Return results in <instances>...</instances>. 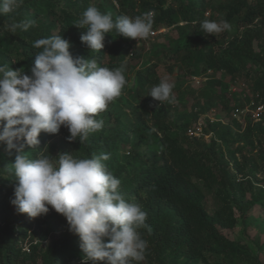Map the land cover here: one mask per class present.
Listing matches in <instances>:
<instances>
[{
    "label": "trees",
    "instance_id": "1",
    "mask_svg": "<svg viewBox=\"0 0 264 264\" xmlns=\"http://www.w3.org/2000/svg\"><path fill=\"white\" fill-rule=\"evenodd\" d=\"M112 1L117 3L120 12L130 17L151 12L152 32L173 29L178 34L169 40L166 49L152 54L145 68L135 71L137 86L131 92L135 99L143 96L148 87L158 85L164 72L171 75L175 68L179 74L192 77L207 71L223 72L251 82L254 106L263 108L260 122L253 124L249 120L241 133L238 130L233 133L231 126L204 118L203 133L211 136L205 144L203 137L186 135V130L206 111L198 103L177 124L167 119L163 108L159 113L151 109L142 112L150 125L134 108L131 113L136 122H131L119 109L106 110V114L98 117L104 120L103 129L91 133L82 144L78 140L69 141L70 133L62 126L57 134L41 132L36 149L25 146L24 151L34 157L37 150L47 148L51 155L59 146L62 153L78 158L107 153L110 158L104 163L121 180L124 198L139 204L147 213L150 231L141 230L149 245L143 264H178L183 257L207 264H253L248 248L220 235L216 224H231L235 219L233 209L245 219L252 206L264 207V192L254 193L253 184L247 178L248 173L258 170L257 157L252 156L250 160L237 156L247 145L253 147L256 143L264 148L260 138H264V0H228L221 11L223 21L231 28L214 35L204 33L201 28V22L208 19L204 12L214 0ZM88 7L89 0H23L16 11L0 15V65L13 70L21 68L30 74L35 55L41 51L33 47L34 42L53 35H61L71 42L70 52L74 57L90 59L92 56L101 66L110 69L126 65L127 60L140 59L137 48L132 57L128 56L136 46L135 40L118 36L115 31L106 34L101 51L90 53L80 40L86 29L73 25ZM96 7L116 19L112 14L116 10L114 5ZM25 20H35L36 24L26 31L13 30V25ZM163 57L171 62L167 67L160 66ZM218 84L207 81L210 89ZM200 97L207 103L213 100L212 92H204ZM222 108L224 112L228 109L226 104ZM110 120L115 126L106 127ZM234 125L239 128L235 122ZM130 132L144 145L148 155L132 157L122 164L117 154L129 143ZM217 142L225 144L227 151H222ZM14 159L15 154L0 152V264H84L79 237L69 231L61 214L49 211L42 215L38 227L42 229L41 243L47 241L43 247L33 243L32 236L27 234L30 227L22 219L9 222L11 213L5 206V198L15 187L11 169ZM195 183H200L207 192L216 191L222 204L214 219L207 216ZM248 192L251 200L244 202Z\"/></svg>",
    "mask_w": 264,
    "mask_h": 264
},
{
    "label": "clouds",
    "instance_id": "2",
    "mask_svg": "<svg viewBox=\"0 0 264 264\" xmlns=\"http://www.w3.org/2000/svg\"><path fill=\"white\" fill-rule=\"evenodd\" d=\"M22 4L23 0H0V15ZM35 24L25 20L12 28L26 31ZM153 24L151 12L114 20L110 13L89 6L73 25L86 29L80 40L91 53L101 51L106 34L113 31L124 38L147 39ZM201 28L214 35L230 30L231 25L205 19ZM33 47L41 51L30 74L0 65V144L8 155L15 154L11 204L29 218L47 215L50 208L61 214L69 231L79 237L84 264H143L149 245L141 230L150 231L147 213L139 204L126 201L121 180L104 163L110 158L107 153L90 158L68 153L52 157L44 148L33 157L24 151L25 146L36 149L41 132L57 134L62 126L70 133L68 140L80 144L101 131L104 120L99 114L127 84L124 67L110 69L95 57H74L71 42L61 35L39 39ZM174 87L165 78L148 95L159 103H174Z\"/></svg>",
    "mask_w": 264,
    "mask_h": 264
},
{
    "label": "rangeland",
    "instance_id": "3",
    "mask_svg": "<svg viewBox=\"0 0 264 264\" xmlns=\"http://www.w3.org/2000/svg\"><path fill=\"white\" fill-rule=\"evenodd\" d=\"M250 1V0H249ZM228 0H214L210 3V6L204 12V17L209 20L216 21L218 23L223 21V11H221V7L226 4ZM99 4H103L108 6L109 4L114 5L115 11L112 13L113 17L117 18L120 15H124L118 9V5L115 1L112 0H89V6H98ZM181 26H184L181 24ZM55 32V31H53ZM264 33V27H263ZM178 34L173 29H161L157 32H154V35H150L147 39H141L138 42V45L132 49L134 53L135 49L138 53H140V59L138 60H127L126 65H124V75L127 79V84L122 91V94L116 98L113 102H111L108 106L107 110L115 111L117 109L124 112L129 116L131 122L135 121V116L131 113V109L134 108L137 113L142 115V112L145 109L154 110L155 113H159V110L163 108L166 110V117L168 120L175 122L176 124L180 122V117L183 115L189 114L197 103L203 107L206 111L203 113L202 118H198L201 121V126H203L204 118L212 120V122H221L224 125L231 126V130L233 133H236L237 130L239 133L242 132L243 128L246 125V122L249 120L252 121L253 124L260 122L259 115L262 113V109H258L261 106H254L253 100L255 99V95L252 91L251 82L247 81L242 76H237L232 78L223 72L213 73L212 71H207L205 74L199 77L185 76L181 75L177 72V68L174 69L171 75H167L164 72L162 79L167 78L169 82L175 85L173 89V95L175 96L174 103L162 102L154 100L149 94L152 87H148L144 92L143 96L140 98H134L131 92L136 88V83L134 81V73L136 70L141 68H145V64H147L152 56V54L156 51L166 49L169 45V40L177 38ZM262 43L264 44V35L262 39ZM162 47V48H159ZM130 53V51H129ZM128 53V56H129ZM130 58V57H129ZM171 62L163 57L160 61L161 67H167ZM217 81L220 84L216 85L212 89L207 85V81ZM204 92H212L213 100L211 103H207L203 97H200ZM223 104H226L228 109L223 111ZM241 106V107H239ZM196 108V107H195ZM241 108V109H240ZM238 109L239 113L234 115L232 112ZM258 109V110H257ZM106 111L99 114V117L106 114ZM143 120L147 122V124H151L148 119L143 117ZM197 120V121H198ZM196 121V122H197ZM195 122V123H196ZM234 122L239 126V128L235 127ZM194 123V124H195ZM114 121L110 120L106 127H113ZM193 126V125H191ZM190 126V127H191ZM205 126V123H204ZM129 143L121 149L117 158L118 161L122 164H126L129 159L132 157H138V155L143 158L147 157V153L145 151L144 145L140 144L130 132ZM211 136L206 134V137L203 139L204 143L207 144L209 138ZM217 138V136H215ZM261 138L262 145L264 144V138ZM230 141V140H227ZM241 141V140H240ZM217 144L224 150L227 151V147L225 144L217 142ZM235 148V147H234ZM5 151V146L2 145L0 148V152L3 153ZM61 149L59 146L55 147L54 151L51 153L52 157H56L61 154ZM239 159L242 156L251 160L252 156L257 157L258 161V170L256 172L248 173V179L251 180L253 184L252 191L254 193H259L260 190L264 192V148L259 144H254V146L249 147L244 146L240 154L237 155ZM57 158H54L57 160ZM247 174V171L245 172ZM240 176H238L239 178ZM196 190L203 197L204 208L209 218L214 219L215 212L221 206L220 199L216 196V191L213 190L211 192H207L200 183L194 184ZM14 198V191H11L6 195L5 198V206L8 211L11 213V218L9 222L14 223L13 221L17 218L22 219L26 224L29 225L30 231L27 232L28 236H32L34 240L33 243L39 245V247H43L47 244V241H43L41 243L40 237L42 233V229L38 227V224L41 221L42 216L37 218H29L27 214H18L15 210V207L11 204V199ZM251 200V194L248 192L246 194L244 202H248ZM50 212L53 213L55 210L50 208ZM233 217L235 218L231 224L229 223H217L216 228L220 235L225 237L226 239L239 242L242 245H245L249 252L251 253V257L253 259L252 263L255 262L257 264H264V207L258 206L257 204L252 206L250 212L247 215V218L242 219L237 209H233L232 212ZM51 234V233H50ZM23 250H25V245ZM213 263L212 260H210ZM178 264H207L203 261H191L183 257L179 260Z\"/></svg>",
    "mask_w": 264,
    "mask_h": 264
},
{
    "label": "built area",
    "instance_id": "4",
    "mask_svg": "<svg viewBox=\"0 0 264 264\" xmlns=\"http://www.w3.org/2000/svg\"><path fill=\"white\" fill-rule=\"evenodd\" d=\"M151 35H154V32H152ZM138 42L139 40H135V43H136V46L138 45ZM133 56V52L132 50H130V53H129V57H132ZM258 109H262V107L258 108ZM257 109V110H258ZM234 115L238 114L239 113V110L238 109H235L233 112H232ZM212 122V120H210ZM201 121L198 120L195 124H193V126L189 127L187 130H186V135L190 138H205L206 135L203 133V128L201 126Z\"/></svg>",
    "mask_w": 264,
    "mask_h": 264
}]
</instances>
